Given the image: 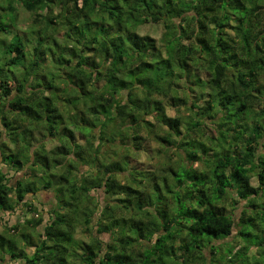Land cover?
I'll use <instances>...</instances> for the list:
<instances>
[{"label": "trees", "instance_id": "obj_1", "mask_svg": "<svg viewBox=\"0 0 264 264\" xmlns=\"http://www.w3.org/2000/svg\"><path fill=\"white\" fill-rule=\"evenodd\" d=\"M0 42V264H264V0H0Z\"/></svg>", "mask_w": 264, "mask_h": 264}, {"label": "rangeland", "instance_id": "obj_2", "mask_svg": "<svg viewBox=\"0 0 264 264\" xmlns=\"http://www.w3.org/2000/svg\"><path fill=\"white\" fill-rule=\"evenodd\" d=\"M58 11H59V9L57 8L56 12H58ZM31 22H32L31 14L26 12L24 9L20 8V10L18 11V15H17V24H16L17 30L16 31L18 32V31L27 30L31 26ZM164 32H165L164 22H162V21L158 24H154V23L150 22L148 24L142 25L138 30V33L142 36H151L152 38H154L158 42V46L160 48H161V43H162V38H163ZM5 41L6 42L9 41L8 38H6ZM4 43L5 42H3V43L0 42V52H1V47L4 45ZM168 113L171 116L176 115L172 108H168ZM57 116H59V114ZM142 143H143L142 150L136 154L132 153V157L130 158L132 168H136L140 171H151L153 169H156L157 167H160L159 165L160 164L162 165L163 163H165V161H169L168 159H166L164 157L165 155L159 156L157 154L156 151L159 150L160 147H157L156 143L151 142L149 140H147V141L144 140ZM58 144H59L58 141H54L52 143L48 142L47 147H55ZM169 154H171V153H169ZM176 159L177 158H174V160H176ZM196 166H198V165L196 164ZM0 170H3L4 172H8L10 175L9 178L14 177V175L20 176L22 174V172L17 174V172H15L13 170L10 171L9 168H7L6 166H4L2 164L1 158H0ZM121 181L124 182V181H126V179L123 178ZM92 194L97 197L100 205L106 204L107 197L104 194L103 190H96ZM31 198L32 197L30 196L29 199H31ZM40 199L42 201L41 204L43 205V208H44L43 218H44V221H47L48 220V212L51 209L53 202H54L53 195L46 193V192H41L40 193ZM36 203L40 204L39 202H36ZM237 215L238 216L240 215V210L237 211ZM4 218H5L4 221L15 222L17 219V221L19 220V221L24 222V220L26 218L30 220L32 218V214H28L26 209H22V210L17 211V213H15L14 215L10 216V218L6 214L4 216ZM237 219H238V217H237ZM5 228H6V226H5L4 222L1 223V221H0V232H2ZM100 237L102 240H104L106 242L109 241V239H110V236L106 235V234L100 235ZM76 238L77 239L83 238L85 240H88L87 237L83 235V232L81 231V229H78L77 234H76ZM227 241H228V239L224 240V242H227ZM10 261L11 260L9 259L6 262H4V264H14L13 261L12 262H10Z\"/></svg>", "mask_w": 264, "mask_h": 264}, {"label": "crops", "instance_id": "obj_3", "mask_svg": "<svg viewBox=\"0 0 264 264\" xmlns=\"http://www.w3.org/2000/svg\"><path fill=\"white\" fill-rule=\"evenodd\" d=\"M10 222H11V221H10ZM18 222H19V220L17 221V219H16L15 222H11L10 224H11V225H15V224L18 223ZM7 260H9V259H7ZM7 260H6V261H7Z\"/></svg>", "mask_w": 264, "mask_h": 264}, {"label": "built area", "instance_id": "obj_4", "mask_svg": "<svg viewBox=\"0 0 264 264\" xmlns=\"http://www.w3.org/2000/svg\"><path fill=\"white\" fill-rule=\"evenodd\" d=\"M21 222H23V221H21Z\"/></svg>", "mask_w": 264, "mask_h": 264}]
</instances>
